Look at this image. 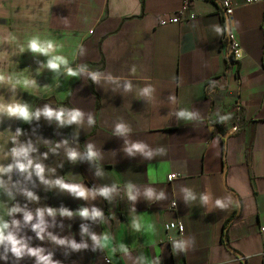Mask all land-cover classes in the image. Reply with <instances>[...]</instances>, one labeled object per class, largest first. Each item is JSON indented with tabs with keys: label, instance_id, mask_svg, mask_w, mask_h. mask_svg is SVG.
Listing matches in <instances>:
<instances>
[{
	"label": "crops",
	"instance_id": "1",
	"mask_svg": "<svg viewBox=\"0 0 264 264\" xmlns=\"http://www.w3.org/2000/svg\"><path fill=\"white\" fill-rule=\"evenodd\" d=\"M221 1L0 0V73L13 83L36 82L13 89L6 80L0 104H27L30 112L47 104L85 114L81 123L64 125L43 115L25 122L0 114V157L16 146L10 136L19 128L17 143L37 149L31 156L45 165L47 179L81 183L90 192L114 187L108 198L83 199L48 188L35 175L23 182L14 171L12 181H22L40 201L19 194L8 201L0 189L9 206L103 213L96 219L46 217L48 232L86 248L41 241L28 226L20 235L32 237L29 246L43 247L60 264H264V3L230 0L236 8L226 21ZM185 2V22L159 24ZM224 22L241 45L239 61L229 55ZM33 36L53 40L60 47L52 55L85 71L68 77L64 66L58 73L41 68L49 57L28 50ZM90 72L102 73L98 83ZM148 86L151 96H142ZM181 110L191 118L178 117ZM117 123L128 126L126 136L115 134ZM136 142L147 145L145 152L129 154L125 149ZM88 144L96 159L87 158ZM72 149L80 154L74 162L67 158ZM0 163H12L11 156ZM172 173L181 177L168 183ZM171 223L183 231L166 230ZM92 234L107 236L108 245L96 244ZM8 256L0 264H36L34 257Z\"/></svg>",
	"mask_w": 264,
	"mask_h": 264
},
{
	"label": "clouds",
	"instance_id": "2",
	"mask_svg": "<svg viewBox=\"0 0 264 264\" xmlns=\"http://www.w3.org/2000/svg\"><path fill=\"white\" fill-rule=\"evenodd\" d=\"M60 45H57L53 40H41L39 36H33L27 42V48L32 53H39L41 55L49 57L46 64H42L41 68H47L53 72H59L61 66H64V70L68 77H78L80 73L85 71L84 67H80L76 70L69 67L68 59L62 55H52ZM21 52L24 51V48L20 49ZM39 72V69L37 70ZM134 71V69H133ZM91 81L99 82L102 76L100 72H90L88 73ZM109 80H113L111 76L108 77ZM7 80L8 83L12 84L13 89L16 85H22L25 89L29 86L35 85V80L29 79H17L15 82H12L11 77H6L3 73H0V84H3ZM113 82H115L113 80ZM132 89L131 82L125 83V90L130 91ZM153 92L151 86L144 87L141 90L142 96L150 97ZM0 114H7L8 117H17L22 119L25 122H30L33 118L39 119L43 115L48 120L58 121L61 125L67 124H79L81 123L84 113L77 108L73 109H53L49 105H45L43 109H37L35 112L29 111V106L27 104H21L19 102L9 103L7 105L0 104ZM191 113L186 111H179L177 116L180 118H191ZM88 124L94 125L95 119L89 115ZM129 132V128L124 123H117L115 126V134L126 136ZM22 135V130L17 128L16 133L10 136L13 144L16 145L11 148L10 152L5 153L0 159H6L8 156H11L12 163L7 165L0 163V189H3V193L7 196L8 201H15L16 195H22L28 202L39 203L40 197L33 190L23 186V182H32V177H35L40 181L41 184L47 186L48 188L58 187L61 191L69 192L76 197L87 199L89 195L93 197L95 195H100L104 198H108L110 193L114 191L113 188L102 187L98 189H93L91 192L84 187L81 183H68L65 182L63 178H57L55 180L47 179L45 176L46 167L43 163L35 162L31 154L37 151L36 148L29 142L28 144H18L17 137ZM63 144H67V141H63ZM127 143V142H126ZM56 147H60V144H57ZM147 145L136 142L131 143L125 150L132 154L133 152H145ZM2 150V146H0ZM53 152L55 149H51ZM151 155V153H148ZM80 154L75 150L67 151V158L71 161H76ZM98 153L94 151V145H87V158L89 160L96 159ZM44 159H47V153L43 154ZM18 172L23 176L22 181H12V173ZM54 171V170H53ZM7 176V180L4 177ZM15 190V191H13ZM149 197L152 196V192L147 193ZM163 195V193H161ZM189 197L191 193H188ZM129 199L135 200V196L132 194L131 186L128 190ZM207 201V196L203 197ZM217 205L223 207L221 201H217ZM17 214H22V220L17 219ZM59 214L63 217H72L73 215H79L83 218H92L96 219L102 217L103 213L93 207L91 211L88 208L82 207L77 213L69 211L67 208L61 207L59 210L52 207H37L35 211L28 209L27 204L21 206L19 203H14L9 206L8 203L0 202V247L3 248V253L0 254V259L7 261L9 259L8 253H11L17 261L23 259L24 257H34L36 264H60V261L53 260V254L49 252L45 255V249L43 247H31L29 246L28 241L32 237L27 236L26 234L20 235L21 229L23 227L30 226L31 230L35 233L37 239L44 241L47 237L48 240L53 242L56 245H69L73 250H79L81 248H86V244H78L75 240L62 239L56 235H53L51 232H48L49 223L46 220V217H52L53 219L56 215ZM5 217H10L11 219H6ZM35 221V222H33ZM87 228L82 226V232L87 233ZM91 239L96 243L103 246H107L109 243V238L104 236L102 239L98 238L95 234H92ZM176 247H183L182 244H177Z\"/></svg>",
	"mask_w": 264,
	"mask_h": 264
},
{
	"label": "built area",
	"instance_id": "3",
	"mask_svg": "<svg viewBox=\"0 0 264 264\" xmlns=\"http://www.w3.org/2000/svg\"><path fill=\"white\" fill-rule=\"evenodd\" d=\"M261 3H264V0H245L244 5L250 6V5L261 4ZM220 5L224 11L225 19L226 21H228L233 16L236 6L230 0H223L221 1ZM187 8H188V2H185L183 8L180 11H178L174 16H172L168 20H160L159 24L165 25V24H171V23L185 22L186 20L185 10ZM189 18L192 19L193 14H190ZM225 36H226V39L229 41L230 57L235 61L241 60L243 57V52H242L240 43L238 42V40L234 37L232 33L228 32V30L226 31ZM180 177H181V174H177V173L168 174L166 177V181L168 183H171L174 180L179 179ZM165 229L166 230H177L179 233H181L183 231V225L180 223H177V224L171 223V224L166 225ZM261 231L264 232V228H262Z\"/></svg>",
	"mask_w": 264,
	"mask_h": 264
},
{
	"label": "rangeland",
	"instance_id": "4",
	"mask_svg": "<svg viewBox=\"0 0 264 264\" xmlns=\"http://www.w3.org/2000/svg\"><path fill=\"white\" fill-rule=\"evenodd\" d=\"M4 199H5L4 194L0 192V202H5Z\"/></svg>",
	"mask_w": 264,
	"mask_h": 264
},
{
	"label": "trees",
	"instance_id": "5",
	"mask_svg": "<svg viewBox=\"0 0 264 264\" xmlns=\"http://www.w3.org/2000/svg\"><path fill=\"white\" fill-rule=\"evenodd\" d=\"M224 30L227 31V25L225 22H224Z\"/></svg>",
	"mask_w": 264,
	"mask_h": 264
}]
</instances>
